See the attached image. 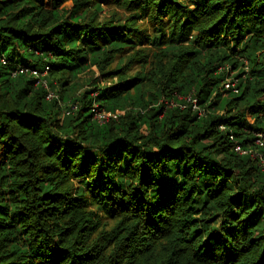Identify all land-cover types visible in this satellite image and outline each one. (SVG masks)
I'll return each instance as SVG.
<instances>
[{
	"label": "trees",
	"instance_id": "trees-1",
	"mask_svg": "<svg viewBox=\"0 0 264 264\" xmlns=\"http://www.w3.org/2000/svg\"><path fill=\"white\" fill-rule=\"evenodd\" d=\"M0 58V264H264V0H0Z\"/></svg>",
	"mask_w": 264,
	"mask_h": 264
},
{
	"label": "built area",
	"instance_id": "built-area-1",
	"mask_svg": "<svg viewBox=\"0 0 264 264\" xmlns=\"http://www.w3.org/2000/svg\"><path fill=\"white\" fill-rule=\"evenodd\" d=\"M0 60L3 62L4 60L2 58H0ZM35 72V71H34ZM235 84H236V79L233 78L232 76H227L224 81L221 83V91H226L229 88H233L234 91H236L235 88ZM51 93H48V97L51 96ZM188 100H190L189 102L192 103V106L194 108L198 109V114L199 115H203L204 114V110L201 108H198L196 105V100L190 99V97L187 98ZM164 101H166V105H172V104H177L171 100H167L165 98H163ZM181 107H184V104H178ZM119 113V112H117ZM117 113H111L108 111H103V110H96L94 112V118L100 122L105 121L107 119H109L110 117H117ZM254 144L257 145L256 148L253 147H243L240 144H234V151L238 154H248L254 158H256L258 160V164L261 167L262 170H264V152L260 151V148L264 146V132L263 131H258L255 133V140H254Z\"/></svg>",
	"mask_w": 264,
	"mask_h": 264
},
{
	"label": "rangeland",
	"instance_id": "rangeland-1",
	"mask_svg": "<svg viewBox=\"0 0 264 264\" xmlns=\"http://www.w3.org/2000/svg\"><path fill=\"white\" fill-rule=\"evenodd\" d=\"M67 3H69V2H67ZM113 9H114V6H113V5L102 4V11L100 12V17H101V18H104V17H106V16H109V15L111 14V11H112ZM118 12H120V10H118ZM114 64H115V61H114L113 63H111V66H114ZM136 68H138L137 65H132V66H131V69H130V72H128V73H129V74L134 73V72L136 71ZM95 75H98V72H95ZM82 76L85 77L84 74H82ZM107 81H108V82H111L110 79H108ZM158 103L165 104L166 101L163 100V97H160V98L158 99ZM246 117H247V119H248L250 122H252V118L249 116V114H247ZM252 147H253V148H256L257 145L254 144V145H252Z\"/></svg>",
	"mask_w": 264,
	"mask_h": 264
}]
</instances>
